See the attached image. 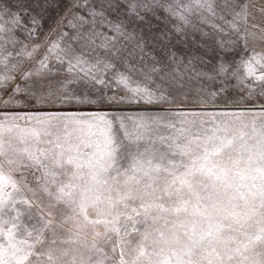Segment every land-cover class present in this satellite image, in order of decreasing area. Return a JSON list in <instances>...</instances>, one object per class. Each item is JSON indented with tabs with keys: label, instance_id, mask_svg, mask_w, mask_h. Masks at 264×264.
<instances>
[{
	"label": "snow or ice",
	"instance_id": "6c2138e0",
	"mask_svg": "<svg viewBox=\"0 0 264 264\" xmlns=\"http://www.w3.org/2000/svg\"><path fill=\"white\" fill-rule=\"evenodd\" d=\"M0 264H264V0H0Z\"/></svg>",
	"mask_w": 264,
	"mask_h": 264
},
{
	"label": "rangeland",
	"instance_id": "374dc122",
	"mask_svg": "<svg viewBox=\"0 0 264 264\" xmlns=\"http://www.w3.org/2000/svg\"><path fill=\"white\" fill-rule=\"evenodd\" d=\"M52 23V20L51 19H48V20H46L45 21V29H47L48 28V26H49V24H51ZM187 49H184V51H186Z\"/></svg>",
	"mask_w": 264,
	"mask_h": 264
}]
</instances>
